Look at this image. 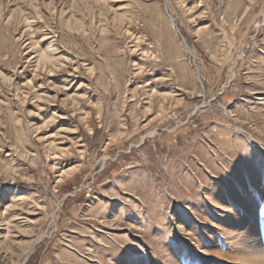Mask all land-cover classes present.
<instances>
[{
    "label": "rangeland",
    "instance_id": "obj_1",
    "mask_svg": "<svg viewBox=\"0 0 264 264\" xmlns=\"http://www.w3.org/2000/svg\"><path fill=\"white\" fill-rule=\"evenodd\" d=\"M258 235L264 0H0V264H250Z\"/></svg>",
    "mask_w": 264,
    "mask_h": 264
},
{
    "label": "bare ground",
    "instance_id": "obj_2",
    "mask_svg": "<svg viewBox=\"0 0 264 264\" xmlns=\"http://www.w3.org/2000/svg\"><path fill=\"white\" fill-rule=\"evenodd\" d=\"M166 13H167L168 18H170V21L172 22V24L175 25L174 18L170 14H168V12ZM183 228L184 226L181 227V229ZM259 236L260 235L253 237L251 239V242L246 246V249L243 250L244 253L248 256V260L250 264H264V249L262 245L264 241ZM33 244L30 246L29 251H31Z\"/></svg>",
    "mask_w": 264,
    "mask_h": 264
},
{
    "label": "water",
    "instance_id": "obj_3",
    "mask_svg": "<svg viewBox=\"0 0 264 264\" xmlns=\"http://www.w3.org/2000/svg\"><path fill=\"white\" fill-rule=\"evenodd\" d=\"M166 10V9H165ZM183 40V39H182ZM184 41V40H183Z\"/></svg>",
    "mask_w": 264,
    "mask_h": 264
}]
</instances>
